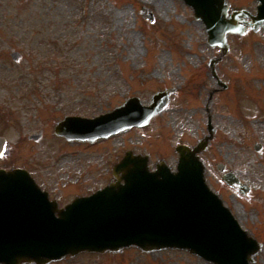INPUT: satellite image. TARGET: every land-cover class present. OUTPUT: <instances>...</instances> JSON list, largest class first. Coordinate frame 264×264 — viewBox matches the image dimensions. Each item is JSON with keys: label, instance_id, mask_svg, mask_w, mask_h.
Wrapping results in <instances>:
<instances>
[{"label": "rangeland", "instance_id": "374dc122", "mask_svg": "<svg viewBox=\"0 0 264 264\" xmlns=\"http://www.w3.org/2000/svg\"><path fill=\"white\" fill-rule=\"evenodd\" d=\"M232 1L255 10L252 0ZM207 38L183 0H0V134L10 144L0 164L33 166L55 196L75 187L89 193L110 184L118 149L150 152L151 170L161 159L175 170V147L196 145L211 114L216 131L201 154L207 182L264 242V30L229 36L230 50L217 65L228 88L212 100L218 85L209 61L221 51ZM14 50L22 53L18 61ZM166 88L177 91L146 127L90 148L54 133L66 115L95 117L133 96L147 105ZM43 130L39 141L28 140ZM228 170L250 185L248 195L224 182ZM96 258L69 264H214L188 251L136 247ZM254 259L264 264V246Z\"/></svg>", "mask_w": 264, "mask_h": 264}, {"label": "water", "instance_id": "95a60500", "mask_svg": "<svg viewBox=\"0 0 264 264\" xmlns=\"http://www.w3.org/2000/svg\"><path fill=\"white\" fill-rule=\"evenodd\" d=\"M186 1L205 21L210 43L221 45L224 53L229 48L227 33L247 29L238 26L247 16L245 10L228 16L227 6L219 0ZM260 8L257 15L251 16L255 30L264 26V8ZM13 57L18 59L19 54ZM169 92L155 95L149 107L132 99L96 119L67 118L59 124L57 133L70 139L97 138L134 125L143 126L167 105ZM208 139L194 150L178 147L181 156L177 172H171L165 162L158 165L156 172H150L147 156L128 152L114 168L118 182L95 196L96 202L103 203L102 198L113 195V200L105 201L112 205L107 204L105 210L99 208L98 214H89L90 218L84 220H69L64 214L61 221L55 220V205L49 207L46 196L26 181V174L0 171V262L42 264L85 249L120 250L137 245L145 250L189 249L216 264H249L260 246L240 230L219 197L209 189L205 166L196 155L207 147ZM4 142L0 138V152ZM121 180H125V185L119 183ZM36 203H44L45 207L35 209L32 206ZM29 213L33 214L31 218H24Z\"/></svg>", "mask_w": 264, "mask_h": 264}, {"label": "flooded vegetation", "instance_id": "af4514ba", "mask_svg": "<svg viewBox=\"0 0 264 264\" xmlns=\"http://www.w3.org/2000/svg\"><path fill=\"white\" fill-rule=\"evenodd\" d=\"M230 1V0H229ZM232 3H236V2H233L232 1ZM243 3H246V2H243ZM252 3L254 4V8H256V6H257V0H252ZM239 4H241V3H239ZM231 6L234 8V7H236V6H234L233 4H231ZM241 6H248V7H251L252 8V6H250L248 3H246V4H241ZM8 152H9V150H8ZM0 167H2V168H8V167H11L10 165H8V164H2ZM31 170V172H32V175L34 176V178L37 180V182L44 188V190L45 189H47L50 193H52V189L51 188H49L48 187V184H47V181H45V180H40L39 178H38V175L36 174V170L33 168V166H32V168L30 169ZM69 260H70V257H66L64 260H61V261H55V262H51L50 264H69ZM29 264H34V263H29Z\"/></svg>", "mask_w": 264, "mask_h": 264}]
</instances>
